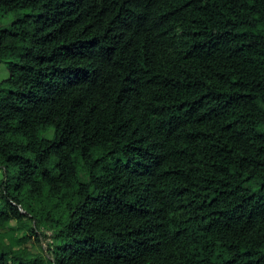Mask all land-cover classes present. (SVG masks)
<instances>
[{
  "label": "trees",
  "instance_id": "1",
  "mask_svg": "<svg viewBox=\"0 0 264 264\" xmlns=\"http://www.w3.org/2000/svg\"><path fill=\"white\" fill-rule=\"evenodd\" d=\"M1 64L0 264H264V0H0Z\"/></svg>",
  "mask_w": 264,
  "mask_h": 264
},
{
  "label": "rangeland",
  "instance_id": "2",
  "mask_svg": "<svg viewBox=\"0 0 264 264\" xmlns=\"http://www.w3.org/2000/svg\"><path fill=\"white\" fill-rule=\"evenodd\" d=\"M20 14H12L6 17V19L2 23V27L7 26L10 24L16 17ZM8 77V72L6 65L1 64L0 65V82ZM1 173V172H0ZM47 235H50L49 232L45 233ZM51 244V240L49 238L41 237L40 236V242H35L34 238H31L28 242L24 244V246L27 248V250L33 254H46L47 256L49 253H47L48 245Z\"/></svg>",
  "mask_w": 264,
  "mask_h": 264
}]
</instances>
